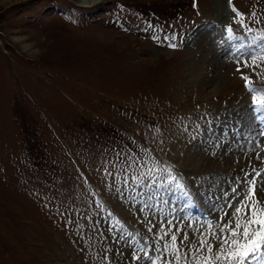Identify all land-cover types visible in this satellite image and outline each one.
I'll list each match as a JSON object with an SVG mask.
<instances>
[{"label": "rangeland", "instance_id": "obj_1", "mask_svg": "<svg viewBox=\"0 0 264 264\" xmlns=\"http://www.w3.org/2000/svg\"><path fill=\"white\" fill-rule=\"evenodd\" d=\"M79 1L0 0V264L171 260L165 233L215 231L264 186V0ZM202 42L245 104L195 85Z\"/></svg>", "mask_w": 264, "mask_h": 264}, {"label": "snow or ice", "instance_id": "obj_2", "mask_svg": "<svg viewBox=\"0 0 264 264\" xmlns=\"http://www.w3.org/2000/svg\"><path fill=\"white\" fill-rule=\"evenodd\" d=\"M228 32L231 34L232 29L229 28ZM261 39L264 40V37ZM242 78L248 81V77ZM257 91L259 90L249 88L250 93ZM252 103L255 110L264 117V95H254ZM151 174L149 170V175ZM256 175L260 176L261 173L257 172ZM165 184H175L176 187L183 188V185L177 183L176 177L171 174L170 170H168L167 178L161 180L160 186L163 187ZM247 187L248 191L233 208L232 216L227 222L221 219L217 225L206 226L215 228L217 231L201 232L197 246H193L189 241L182 250L183 242L188 240L187 234L185 233L178 243L175 232L165 233L171 241L170 245H165V248L172 249V259L167 260L160 257L154 259L148 254L152 264H157V260H160V264H181L182 260L183 264H264V202L256 198L255 179L249 180ZM224 215L227 216L228 213ZM173 227H176L178 231H184L178 226ZM210 241H215V243ZM214 248L215 252H213ZM201 251L207 253L203 259L197 255Z\"/></svg>", "mask_w": 264, "mask_h": 264}, {"label": "bare ground", "instance_id": "obj_3", "mask_svg": "<svg viewBox=\"0 0 264 264\" xmlns=\"http://www.w3.org/2000/svg\"><path fill=\"white\" fill-rule=\"evenodd\" d=\"M101 1L102 0H82V1H79V2H81L80 3V5L83 7V8H92V7H94V6H97V5H99L100 3H101ZM12 2V1H11ZM16 2V1H15ZM14 2V3H15ZM18 2V1H17ZM16 2V3H17ZM219 2V1H218ZM218 8V10L219 9H223V7L222 6H218L217 7ZM216 8V9H217ZM221 33V30L219 29V27H216V28H213V29H208V31L206 30H204V28H202V29H199L198 31H197V36L198 37H200V41H203V42H209V40H211V37H214V36H216V35H219ZM220 35H222V34H220ZM15 40V39H14ZM203 42H202V45H201V52H205L204 54H203V57H201V58H199L200 60H198L199 62H200V65H199V67L197 68V69H194V73L192 74L193 76H194V79H195V81H194V83H195V85H197L198 86V88H202V91L204 90V89H206V88H208V87H210V86H212V85H214V83H216V82H219L218 83V85H217V83H216V87H215V89L212 91V94L210 95V94H208V95H206V96H208V97H212L211 98V100H213V98L214 97H216V99H218V103H219V106H221L222 105V103H223V101L226 103V106H227V104L230 106V107H232L234 104H235V106L236 105H242V104H245V102H246V100H245V98H243V95H242V87H241V84H240V82L238 81V80H233V81H231V83H227V79H225L224 78V76H222V74L220 73V72H215V75H214V78H215V80H210V76H209V74H210V72H209V70H208V72H205L204 71V68H203V64H205V62H206V58L209 56V55H206V54H208L209 52L208 51H206L207 50V48H204L205 46H204V44H203ZM30 45V44H29ZM208 45H210V44H208ZM198 49H200V48H198ZM212 51V50H211ZM210 54V53H209ZM217 61H215L214 60V63H216ZM192 64V63H191ZM213 64V63H212ZM207 65V64H206ZM214 65V64H213ZM191 66H189V68H190ZM196 68V67H195ZM212 79V78H211ZM244 102V103H243ZM256 111V110H255ZM223 137V136H222ZM246 137V136H245ZM224 138V137H223ZM221 139V138H220ZM223 140L221 139L220 141H219V143L217 144V145H219V146H222V143H224V142H222ZM251 143V142H250ZM213 144V143H212ZM252 145V144H251ZM224 148V147H223ZM250 149V148H249ZM222 150V149H221ZM246 151H248V150H246ZM250 152V154L252 153V150L251 151H248V153ZM195 154V155H194ZM194 154H192L191 155V160L189 159V162L190 161H192V167L193 168H198L199 167V165H202V164H207V161H209L210 162V166H208V170H206L207 171V173L209 172V171H215V170H217V169H220L218 166H217V159H216V157H214V155H213V157H210V154L211 153H209V154H207V155H205V154H203V159L202 160H196V158H197V154H196V152H194ZM214 154H216V153H214ZM254 154V153H253ZM209 155V156H208ZM225 155V154H224ZM248 155V154H247ZM261 155V154H260ZM257 156V155H256ZM222 157V156H221ZM235 158H236V160H238L237 162H239V164L238 165H242L241 164V159L239 158V157H237L236 156V153H235V156H234ZM260 157V156H259ZM218 158V157H217ZM224 158V157H223ZM228 158H229V156H228ZM247 158V156H245V159ZM222 159V158H221ZM250 159H251V162H253V163H255V161L257 160V158H254V157H252V155L250 156ZM258 159H260L259 161H261V159H263L264 160V155L262 154L261 155V157L260 158H258ZM196 160V161H195ZM247 160H245V162H246ZM233 161H231V163H232ZM263 162V161H262ZM243 163V162H242ZM236 164V163H235ZM237 165V166H238ZM246 168V167H245ZM248 168V167H247ZM261 169V168H260ZM251 170V169H250ZM197 171V170H196ZM248 171V170H247ZM222 179V178H221ZM215 180V179H214ZM212 182V181H211ZM208 183V182H207ZM215 183V182H214ZM213 183V184H214ZM202 184V183H201ZM209 184V183H208ZM212 184V185H213ZM205 185V184H204ZM257 185V184H256ZM259 185V184H258ZM211 186V185H210ZM201 187V186H200ZM209 187V186H208ZM216 187H217V185H216ZM204 188V187H203ZM222 188L224 189L225 187H221V190L220 191H223L222 190ZM206 189V188H205ZM231 189V188H230ZM259 192L257 193V195L259 196V200L260 201H262V202H264V186H263V184L262 185H259ZM242 190V189H241ZM203 191H205V190H203ZM224 192V191H223ZM211 193V192H210ZM232 193V192H231ZM230 193V194H231ZM212 194V193H211ZM234 194V193H233ZM222 195V194H221ZM234 195H236V194H234ZM219 196V195H218ZM217 196V197H218ZM223 197H225V196H223ZM223 197H222V199H223ZM238 197V196H237ZM221 199V200H222ZM212 200V199H211ZM213 201V200H212ZM218 206V205H217ZM217 209V208H216ZM227 211V210H226ZM231 216V215H230ZM226 220V219H225ZM206 229H208V228H206ZM212 229V228H211ZM197 231V230H196ZM202 231L203 232H206V233H208L207 231H204L203 229H202ZM201 231V232H202ZM211 231H213V230H210L209 232H211ZM215 231H217V230H215ZM199 232V231H198ZM201 232H199V233H197V232H188V235L187 236H190V238L192 239L193 237L195 238H199L200 237V233ZM193 236V237H192ZM189 238V237H188ZM196 239V240H197ZM188 241L189 240H187V242L186 243H188ZM211 243H215V241H210ZM198 244V243H197ZM193 246H196V243H194L193 244ZM183 249V248H182ZM216 251V249L214 248L213 249V252H215ZM204 254H206L207 255V253H206V251H201V252H198L197 253V255H199L200 257H202L201 259H203L205 256H203Z\"/></svg>", "mask_w": 264, "mask_h": 264}]
</instances>
